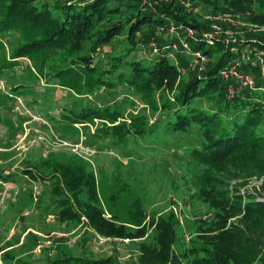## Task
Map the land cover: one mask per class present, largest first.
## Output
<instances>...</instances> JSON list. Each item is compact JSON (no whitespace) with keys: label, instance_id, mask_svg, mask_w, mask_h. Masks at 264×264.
Here are the masks:
<instances>
[{"label":"trees","instance_id":"1","mask_svg":"<svg viewBox=\"0 0 264 264\" xmlns=\"http://www.w3.org/2000/svg\"><path fill=\"white\" fill-rule=\"evenodd\" d=\"M203 1L205 6L211 2L216 7L211 0ZM81 2L79 5L48 0H0V36L16 33L8 56L2 54L4 41L0 39V74L7 70L13 76L14 59L25 58L32 62L31 67L25 66V71L37 74L35 77L38 81L41 76L54 77L60 88L73 94H90L100 87L112 89L117 84H124L142 104H146L147 109L155 112L158 106L154 94L163 86L172 89L178 72L161 52L162 45L176 39L167 33L162 37L155 27L167 25L168 20L194 28L198 25L192 22L191 16L177 2L172 1L152 6L140 5L138 0ZM228 5L234 10L249 11V20L264 24V0H228ZM153 7L154 11H151ZM213 7H210L211 12L220 11ZM143 26L146 28L143 29ZM252 35L264 40V32ZM114 37L128 44L126 54L97 57L96 49L107 45ZM150 38L155 40L160 52L152 64L143 65L140 57L124 60L138 44L147 47ZM202 44L200 41L190 47L202 49L203 53L212 49L205 50ZM261 46L264 49V44ZM55 55L60 56L55 64L57 69L46 74L48 60ZM229 56V53L223 52L216 61L208 62L199 77L189 72L188 80L176 83L174 100L170 102L161 98L159 104V109L165 112L164 118L172 116V119L166 120L168 130L185 131L191 125L201 136L198 146L188 151V157L190 162L192 159L195 165H200L196 199L211 211L207 220L196 224L198 233L190 246L174 252L178 227L174 213L150 214L146 219L145 209L137 198L130 202L126 210V221H119L114 213L105 216L97 179L94 172L87 168L86 160L76 154L62 159L53 158L55 154L49 153L45 161L51 163L50 172L46 175L40 170L33 172L28 167L21 170L22 175L32 180L50 179L48 192L51 200L46 207H40L44 203L43 196L39 195L38 201L41 200V203L38 208L50 209L46 212H52L59 222L82 220L89 230L104 238L134 240L149 235L150 241H140L136 258L128 261H119L113 255L91 257L58 250L42 264H264V240L254 236L264 229V202L250 198L240 207L241 196L229 194L225 189L228 184L224 182L230 172L241 175L264 172V92L242 89L230 99L225 97L226 81L217 72L224 63L220 60H227ZM122 64L128 68L126 74L122 71ZM9 83V94L0 91V110H8L15 97H24L25 89H28L24 84ZM195 97H206L210 107L207 110L189 107L183 113L177 112L179 105ZM234 111L241 113L237 115ZM1 116L0 113V120L9 131L16 128L12 123L7 126L11 119ZM122 116L123 109L116 105L81 107L79 110L60 112L56 126L63 136L74 137L85 132L88 124L97 119L95 130L90 133L92 138L84 143L107 138L112 144H118L126 141L129 135H140L149 130V126L160 118L148 123L143 109L128 114L127 123L117 121ZM226 116H229L228 122H225ZM66 125L73 129L71 134ZM8 178H11L10 173L0 171L2 182ZM82 190L85 200L79 197ZM232 217L236 219L229 220ZM12 256L5 254V259L10 261Z\"/></svg>","mask_w":264,"mask_h":264},{"label":"rangeland","instance_id":"2","mask_svg":"<svg viewBox=\"0 0 264 264\" xmlns=\"http://www.w3.org/2000/svg\"><path fill=\"white\" fill-rule=\"evenodd\" d=\"M48 1L65 3L69 1L73 4H82L81 0ZM138 1L140 5L144 6L169 1L177 2L180 8L191 16L192 22L198 25L197 28H194L187 24L168 20L167 25L160 24L155 27L162 37L166 36V32H172L177 35V38L187 40L188 47H190L191 37L187 36L185 27L193 28L195 36H201L206 32L214 33L213 44L206 47L205 50L212 49L203 54L205 57L203 69L198 73L194 72L197 77L206 68L208 62L216 61L223 52L229 53L230 56L227 60H220V62L224 61L222 67L233 60L240 59L239 51L243 50L247 43L258 44L260 42L261 45L264 44V40L252 35V33L264 32L259 27L264 24H256L249 20V11L247 10L242 12L232 9L228 5V0L227 3H225L226 0H211L216 7H213L211 2L205 6L202 3L203 0ZM186 2L188 4H185ZM210 7L220 11L211 12ZM151 11H154V7ZM222 15L239 21L236 25H231L225 20L216 23L221 30H230L232 34L229 36H225L230 33L229 31L224 35L220 31L214 32L209 26L211 22L207 16ZM172 33L170 35L174 37ZM225 37L244 39L246 42L242 48L233 50L229 48L228 50L223 43L227 41ZM0 39L4 41V53L2 54L8 56L15 43L16 33L15 35L6 33L1 35ZM150 41L155 42L152 38ZM202 43V48H204V42L202 41ZM127 46L128 44L121 42L119 37H114L107 45L96 49L97 57L125 55ZM143 52H146V56ZM170 54L171 56H167V59L178 71L177 76L172 89L163 86L154 94L158 106L155 112L147 109L146 104H142L137 95L130 92L124 84H117L112 89L100 87L94 89L90 94H73L70 90L60 88L54 77L41 76L38 81L35 77L37 74L33 75L28 70L25 71V66L31 67L32 65V62L25 58L14 59L16 64L13 68V76L7 70L0 74V91L6 94H9L7 90L9 82H12L13 85L28 86V89H25L24 97L14 96L15 100L10 103L9 109L0 110L1 117L11 119V122H7V126H10V123L16 126L12 131H9L10 129H7L4 122L0 120V171L4 174H11V178L6 181L2 182L0 179V264H42L46 258L58 250H67L72 255L91 257L113 255L119 261H128L130 258H136L137 246L140 241H150L149 235L134 240L104 238L89 230L81 219L79 222H59L55 220L52 212H46L50 209L38 208L41 203V200L38 201L39 195L43 196L42 203H44L40 207H46L51 200L48 192L51 186L50 179L32 180L28 176L22 175L21 170L28 167L33 172L40 170L43 175H46L50 172L51 163L48 160L45 161L49 153L55 154L53 158L62 159L76 154L86 160L87 168L94 172L97 179L100 204L105 209V216L114 213L119 221H126V210L130 202L137 198L145 209L146 219L150 214L157 216L168 211L174 213L178 219L177 238L173 244L174 252L178 253L183 248L190 246L191 240L198 233L195 229L196 224L207 220L211 210H207L205 205L196 199L195 190L200 165H195L192 159L190 162L188 157V151L198 146L201 137L199 131L191 125L185 131L168 130L166 120L172 119V116L164 118L165 112L159 109L161 98L169 101L174 100L176 83L179 81L184 83L189 79V72H193L188 70L189 54L176 50H171ZM53 57L48 60L46 74H51L57 69L55 64L59 61L60 56ZM132 57H140L143 65H150L155 60L156 54L151 53L150 45L145 47L138 44L136 49L124 57V60H129ZM99 62L101 65L102 62L100 60ZM179 62H182V66ZM122 65V71L126 74L128 68L124 66L125 64ZM238 69L252 74L255 82H259L256 68H249V65L241 64ZM217 74L226 81L224 91L228 85L235 86L233 78L222 77L219 72ZM114 105L123 109V116L117 121L127 123L129 121L127 115L138 113L141 109L147 115L148 123L160 118L149 126V130L140 135H129L126 141L118 144H112L107 138L92 141L89 144L84 143L86 139L92 138L90 133L95 130L97 119H93L91 124L85 123L89 125L88 129L78 136H63L57 130L56 123H59L60 112L79 110L81 107H111ZM177 106L175 105V107ZM189 107L207 110L210 106L206 97H195L188 103L179 105L177 112L183 113ZM240 113L238 111L237 115ZM228 119L229 116H226L225 122ZM81 127L79 126V128ZM65 128L69 134L73 132L69 125H66ZM235 173L230 172L225 177L224 182L228 184L225 189L229 194L241 196L240 207L243 206L245 200L250 198L257 202H264V172H251L244 175ZM36 191L38 193H35ZM79 197L81 200H85L84 190L80 192ZM235 219L236 217H232L229 220ZM254 236L261 241L264 240V229L257 231ZM5 254H12V259L7 261Z\"/></svg>","mask_w":264,"mask_h":264},{"label":"built area","instance_id":"3","mask_svg":"<svg viewBox=\"0 0 264 264\" xmlns=\"http://www.w3.org/2000/svg\"><path fill=\"white\" fill-rule=\"evenodd\" d=\"M69 1H67V4ZM185 4H188L187 2ZM195 10V8H192ZM208 19L210 20L211 24L209 25L210 28L214 32L220 31L224 35L229 31L230 33L225 36H229L232 34L230 30H221L219 26H217V22L220 20H225L228 21L231 25H236L239 21L238 20H231L228 18L226 15L222 16H207ZM261 30H264V25L259 26ZM186 34L187 36L191 37V45L196 44L197 42H204V46L209 47L211 44H213V41L215 39V36L213 35L214 33L211 32H206L203 33L201 36L194 35V29L193 28H186ZM176 32V31H175ZM168 35H170L172 32H166ZM177 33V32H176ZM174 38L176 41L170 42L168 44H164L161 46V52L165 56H171L170 51L171 50H176L178 52H184L189 54V62H188V70L193 71L198 73L203 69V63L205 60L204 53L202 52V49H193L192 47H188L187 40H181L180 38H177L174 33ZM186 36V37H187ZM188 37V38H189ZM223 38V37H222ZM153 39V38H152ZM220 39V38H219ZM226 42H223L221 39V42H223L228 50L230 49H239L244 47V43L246 40L244 39H237V38H226ZM154 40V39H153ZM148 45H150V50L152 54H160L158 47L156 46V43L154 41H149ZM226 48V49H227ZM144 56H146V52H143ZM240 59L238 60H233L226 66H223L218 72L222 77H231L233 78V81L235 82V86H230L228 85L225 88V97L227 99H230L234 96V94L238 90H242L243 88L245 89H250V90H255V91H262L264 92V49L261 46V43L259 42L258 44L256 43H247L246 47L239 51ZM241 64L244 65H249V68H256L258 72V80L259 82H255L254 77L252 74L245 73L240 71L238 68L240 67ZM258 83V84H257ZM142 105V104H141ZM143 106V105H142ZM35 193H38L36 191ZM35 196V195H34Z\"/></svg>","mask_w":264,"mask_h":264}]
</instances>
